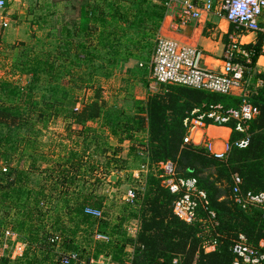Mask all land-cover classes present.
Returning a JSON list of instances; mask_svg holds the SVG:
<instances>
[{
    "label": "trees",
    "instance_id": "trees-1",
    "mask_svg": "<svg viewBox=\"0 0 264 264\" xmlns=\"http://www.w3.org/2000/svg\"><path fill=\"white\" fill-rule=\"evenodd\" d=\"M150 1L84 0L79 4L74 20L65 21L63 15L53 21L54 25L48 33V37L54 39L53 45L48 43L47 48L44 42L36 40L34 45L19 43L14 46L17 55L13 61L10 60L9 67L19 78L27 76V84L19 87L12 76H0V145L10 144L12 154H16L14 151L18 152L17 148L22 143L19 135L23 130L29 136L33 135L35 121L40 123L58 115L78 128L77 136L80 137L77 138L81 140V145L89 142L90 135H93V141L98 142L89 124L102 120L103 126L117 138L119 145L124 141L130 142L129 156L144 153L148 172L136 206L131 208L124 204L132 210L128 220L136 219L139 223L136 237L132 239L125 235L123 226L128 220L120 221L115 227L114 224L112 233L101 230L100 233L109 234L112 241L108 244L95 243L99 246L94 259L105 256L112 264H126V248L130 247L132 256L129 264H174L173 261L176 264H232L231 240L237 235H244L253 246L264 241V218L260 212H244L230 198L234 174L240 177L243 191H264V71L255 66L259 57L260 37L256 45L246 46L247 50L253 51L252 71L247 75L250 78L247 99L259 110V115L249 123L250 139L245 149L233 147V143L243 136L234 131V123L230 124L232 132L229 143L232 148L224 162L214 160L202 148L183 145V120L202 105H221L225 110H236L242 102L241 96L219 95L181 86H160L157 93L147 92L144 99L135 100L134 114H128L116 107L106 108L102 91L97 88L93 100L82 102L78 111H74L78 101L76 92L81 90L85 80H91L105 67L104 71H107L139 58L136 50L140 53L145 50L146 41L158 30L167 9L166 0H155L158 4ZM103 4L107 10L103 9ZM55 14L45 12V15L36 16L34 25L40 28L39 24L45 22V16L53 17ZM131 33L138 34L133 41L129 39ZM51 46L52 49H49ZM98 62L100 66H97ZM257 82H261L258 87ZM26 143L29 147L31 143L34 150L28 173L8 161L3 160L6 173L2 172L3 167L0 166L1 204L12 196L17 202L24 196V201L32 202L36 210L39 201L48 197L44 194L43 185L29 180L39 170L40 180H53L49 191H57V197L64 201L65 207H73L70 214L78 218L82 225L91 226L93 221H101L99 225L107 228L109 222L102 211L104 198L95 196L92 187L86 192L88 188L83 179L87 173H98L99 166L84 162L86 149H83V145L79 153L75 149L69 150L64 162L58 161L56 166L41 170L40 164H37L38 158L34 156L36 141L27 140ZM120 152L121 149L116 148L107 159L108 165L119 172L125 167L121 166L123 159ZM102 153L108 155L106 150ZM165 162L175 166L177 177L195 179L198 190L206 194L205 210L198 208L197 216L205 217L207 212L215 214L219 240L214 252L203 253L199 223L187 224L174 215L177 196L170 194L162 185L163 176L158 168L159 163ZM28 185L34 188L28 189ZM86 207L102 211L104 220L85 215ZM34 214H38L40 221L45 217L40 209ZM33 218L31 210L26 217L14 223L16 226L12 230L21 240L39 246L37 250L42 255L41 264H45L51 254L58 259V251L48 241L52 234L62 237L59 251L80 254L74 242L77 227L66 236V228L58 219L52 224L53 233L44 232L41 226H35ZM20 232L29 233V236L24 239ZM25 257L23 261L21 259L24 264H38L35 258L27 260ZM0 264L17 263L0 257Z\"/></svg>",
    "mask_w": 264,
    "mask_h": 264
},
{
    "label": "built area",
    "instance_id": "built-area-1",
    "mask_svg": "<svg viewBox=\"0 0 264 264\" xmlns=\"http://www.w3.org/2000/svg\"><path fill=\"white\" fill-rule=\"evenodd\" d=\"M173 6H179L177 23L173 27L175 30L186 26L191 20L200 19L202 14L211 13L216 16L224 13L222 18L232 27L227 34L228 42L224 46L223 56L217 65L207 62L199 48L159 35L155 38L151 55L145 63L155 85L181 86L219 95L242 97L240 107L236 110H225L221 105H202L183 120V145L202 148L214 160L224 162L232 145L228 141L216 147L213 139L208 136L207 129L211 126L231 129L229 126L234 123V131L243 137L235 141L233 147L241 150L249 144V123L259 115V110L247 99L250 85L247 75L252 71L253 51L247 50L246 46L256 45L258 38H261L259 57L255 63L257 68L259 60L264 58V0H166L167 9ZM4 8L5 2L0 0V11ZM139 67L142 68L143 64L140 63ZM260 85L261 82H257V87ZM74 111H78V107H75ZM158 168L163 176L162 185L170 194L177 196L173 208L174 215L187 224L199 223L203 253L214 252L219 240L215 214L207 212L205 217L197 216L198 208L205 210L206 194L198 190L195 179L177 177L175 166L171 162L159 163ZM2 172H7L6 167L2 168ZM147 172V162L144 161L132 173V179L140 184L141 188L127 186L122 196L124 204L131 208L136 206L138 195L144 188ZM111 178L109 177L108 181ZM241 185L240 177L237 174L232 175L230 198L233 203L244 212L259 211L264 218V191H243ZM84 214L96 220H104L102 211L90 207L84 209ZM138 229L137 220L123 226L126 237L132 239L136 237ZM92 240L94 243L108 244L112 238L107 233L94 232ZM21 241L16 232L5 228L0 222V257L7 258L12 263L21 260L26 252V245ZM48 241L59 249L62 237L52 234ZM230 252L234 257L232 264H264V241L253 246L244 235L239 234L231 240ZM131 256H128L126 264L130 263ZM103 258L109 259L105 256ZM94 263L97 262L91 259L90 264ZM173 263L176 264V261ZM57 264L85 263L79 253L60 251Z\"/></svg>",
    "mask_w": 264,
    "mask_h": 264
},
{
    "label": "rangeland",
    "instance_id": "rangeland-1",
    "mask_svg": "<svg viewBox=\"0 0 264 264\" xmlns=\"http://www.w3.org/2000/svg\"><path fill=\"white\" fill-rule=\"evenodd\" d=\"M38 1L42 3H48L49 5H56V9H58L59 11L54 12L62 16L64 15V20L71 22L77 17L78 6L84 0H25V2H23L25 3V7H23L22 13H20L21 10H16V12H18V16L22 18L21 21L25 20V16L28 19L30 18V12L27 10V8L29 9V7H32ZM72 8L75 9L72 10ZM173 8L174 6L166 9L168 10L167 12L165 11V15L167 16V18L172 15ZM103 9L107 10L105 4H103ZM61 11H63L62 14ZM8 12V10L1 12L6 19H10V17L14 13H12L11 11L9 12L11 13L10 15H5ZM58 14H55L53 17L57 18L56 15ZM223 14L224 13H221V17L223 16ZM170 25L171 24L168 25L166 23L165 26H159L160 29L158 28L159 30L153 33V36L150 37L149 41H146L147 45L145 43H142V45H146V47L145 50L141 51V53L136 50V54L139 56V58L133 59L126 64L124 63L125 65L119 64L114 69H110L107 71H104L106 69L105 67L104 69H102L101 73L94 76L91 80H85V83L82 85L81 90L79 92H76L78 101L75 106L79 109L82 102L89 103L90 101H92L95 89L100 88L102 91V100H104L106 108H115L114 105H116V108H119L120 110H122V112H133L134 114L133 102L135 100L144 99L147 92L157 93L160 90V86L155 85L154 81L150 78L148 68L145 63L148 61V58L151 55L154 37L159 34V36L169 38L170 32L173 30ZM9 32L12 31H7L0 26V76H2V73L5 70V66H7L5 63L7 60L4 59L3 54H8L6 48L7 45H5V38L7 37V34ZM137 37L138 34H129V39L132 41ZM8 61L10 63V60ZM100 62L96 63L97 66H100ZM140 63L143 64L142 68L139 67ZM105 66H107V64H105ZM7 67L9 68V65ZM261 67H264V65L260 66V68ZM260 68L258 70L262 69ZM7 72L9 73V71L5 70V73ZM8 73L7 75L10 74ZM9 76H12L14 78V82L18 83L19 87L25 86L27 84V76H22L20 78L15 74ZM43 84L44 83L41 82V86H43ZM42 92L43 89L41 90L40 94ZM102 123L103 121L99 120L98 122L89 124V126H92L94 130L93 134L97 135L98 142L93 141V135H90L89 142L82 143L83 149H86V152L84 154V162H89V164L93 162L94 165L98 164L99 166L98 173H92L90 175H88L87 173L83 181L85 182V187L88 188V191H86L87 193L90 191V187H92L95 192V196L104 198L105 201L103 203L102 210L105 216L104 218L105 220H108V222L111 221L108 227L106 228L105 225H99L101 221H93V224H91V226L82 225L78 218H75L72 214H70V211L71 209H73V207L71 205H69L70 208L65 207L64 201L57 197L58 192L53 191L51 193L49 191L53 180H51L50 182H45L42 178L40 180V177L38 176L39 170L32 174L29 180L30 182H38L45 187L44 194L45 196H48L46 197L47 199H41L39 201V204L37 205L36 210H34L32 202L24 201V196L20 199L22 203H20V200L17 202L15 198H12L13 196L11 198L5 199V204H1L0 202V222L2 226L12 230V227L16 226L14 223L19 219L22 220L32 210V213L34 215L33 220L34 222H36L35 226H41V228L43 229L42 231L45 230L44 232L53 233V231L55 230L53 229L52 224L55 220L59 219L63 222L64 228H66V233L64 234L66 236L69 235L70 231L75 230L76 227L78 228V234L76 235V239L74 241L77 245V247L75 248L80 251L81 260L85 264H90L91 259H93L94 262H97L94 264H112L110 261L103 260L102 258H100L99 261H96V259H94V255L98 250L97 246L99 245L93 242L92 233L95 230H106L107 232L111 231L112 233L114 224L115 227L118 223H120V221L123 220L124 222L131 218V216L129 215H131L132 210H129L124 205L122 196L125 193L127 186H134L136 188H139V185L132 181L131 178L127 177V175H122L117 185H113V182H111V180L107 181V176L117 177L120 175L119 171H117L115 168H112L107 163V159L110 158L112 151L119 147H115V144L118 143L117 138L113 137ZM33 124L35 130L33 135L29 136L26 130H23L20 133L21 136L19 135V137L21 139L19 140L22 143H20L17 148L18 152L14 151V153L16 154H12L13 151L10 144H8L7 146L0 145V166L6 167V165L3 164L4 160L12 164V166H17L19 170H23V168H25V172L28 173L29 166L32 162L31 155L32 153H34V150H32L33 145L31 146V143L30 147L28 143H26L27 140L36 141V151L34 156H37V164H40L41 170L46 168L45 166L47 164L56 166V164H58V161L60 162L65 159V154L69 150L75 148L74 142L78 139L77 137H80L77 136L78 128L61 115L50 117L49 120H45L40 123H36L35 121V123ZM7 150L9 151L7 152ZM105 150L106 152H108V155L102 153ZM48 156H52V158ZM132 156L133 159L131 162V166L132 168L137 169L138 165H140L139 163L142 157L138 153ZM126 163V159L123 158L121 166L123 167L124 165H126ZM103 173L105 175H103ZM30 186L27 188H34V186ZM38 188L39 187H36V189ZM48 198H50L51 201ZM38 209H40L43 214H45V217L42 219V221L39 220L38 214H34ZM20 233L21 236L24 237V239L29 236V233ZM21 242L26 245V252L24 253V256H26L25 258L27 260H33L35 258L38 264H41L42 255L41 253H39V250H37L39 246H33L31 243L25 242L23 240ZM55 250L58 251L57 253L60 252V249L55 248ZM108 252L110 251L108 250ZM56 259V255L51 254V257L48 259V261H46L47 263L45 262V264H55ZM22 261L20 260L14 263L24 264V262Z\"/></svg>",
    "mask_w": 264,
    "mask_h": 264
},
{
    "label": "crops",
    "instance_id": "crops-1",
    "mask_svg": "<svg viewBox=\"0 0 264 264\" xmlns=\"http://www.w3.org/2000/svg\"><path fill=\"white\" fill-rule=\"evenodd\" d=\"M214 1L216 2L219 0H214ZM4 2H5V8L3 11H0V26L6 29L7 31H12V32H9L7 34V37L5 38V45H7L6 48H7L8 54H5V55L3 54V57L5 60H7L5 62L6 65L11 64V62L9 63L8 60L13 61L14 58L16 57L17 50L13 49V47L18 45L19 43H26L28 45H34L35 41L39 40V41L44 42L46 44V47L48 48V46L54 42L53 41L54 39H51L48 37V33L50 32L51 26L54 25L53 21H55V19L59 18L60 16L62 17V15H59L57 13L58 14L56 15L57 18L52 17L50 15L45 16V22L43 24H41L40 22L39 24V26H41L40 28L37 25H34V19L36 18V16L45 15V12H50L51 14V12L59 11L58 9H56L55 7L56 5L55 6L49 5L48 3H42L38 1L32 7H29V9L27 8V10L30 12V18L28 19L25 16V20L21 21L22 18L18 16V12H16V10H21L20 13H22L23 7H25V3H23L25 2V0H4ZM150 2L154 4H158V2L155 0H151ZM5 10H8L9 12L12 11V13L14 12L12 16L10 17L11 20L6 19L5 16H3V13H1V12H4ZM178 10H179V6H174L172 15H170L169 18H167V16L165 15L163 21L160 24L161 27L163 25L165 26L166 23L168 25L171 24L170 26L172 27L173 30L170 32L169 38L176 40L179 43L199 48L200 50L203 51L207 62L213 65L219 64L223 56L224 46L228 42L227 34H228L230 27L228 26L226 21L221 16H216L214 13L202 14L200 19L191 20L186 26L179 27L177 30H175L173 27L177 23L176 15H177ZM63 11H64V8H63ZM63 11H61V14ZM167 11L168 10H166V12ZM9 12L6 13L5 15H10L11 13ZM158 35L159 34H157L154 37V41ZM153 45H154V42H153ZM49 49H52V46ZM152 49H153V46H152ZM258 65L259 66L257 67V69H259L260 66L264 65V58H261L259 60ZM261 68H260L261 69L260 71H264V67H261ZM4 69L6 71H9L10 74L7 72L9 75H14L16 73V72H12L10 67L8 68L7 66H5ZM5 70L2 73V76L7 75V73H5ZM114 107H117V106L114 105ZM129 113L130 112H128V114ZM130 114H133V112H131ZM231 132L232 131L229 128H217L214 126H211L207 129V134L211 139H213V143L216 147H218L220 143L228 142ZM139 138H142V137H139ZM74 143H75L74 149L75 151L79 153L82 148L81 140L77 139L75 140ZM115 147H119L121 149V153L119 155H121L120 157L122 159L125 158L127 163L123 171H120V175L117 176L116 179H113V182L119 181L122 175H127V177L132 179V173L136 171L139 168V166L142 163H144V161H146V156L144 154L140 155L138 153L142 158L139 163L140 165H138L137 169H134L131 166L133 156H129L130 142L124 141L120 145L119 143H117L115 144ZM62 162H64V159L62 160ZM45 167L50 169L52 166L47 164ZM25 171H26L25 168H23V172ZM132 181L135 182L134 179H132ZM135 183L138 184L137 182ZM34 184L36 183L34 182ZM138 185H139V188L137 189H140L141 188L140 184ZM29 186L30 185H28V187ZM134 220L136 219H131L130 221L128 220L125 223L127 224L128 222H132ZM94 232H100V231L95 230ZM126 252H127V257L132 255V250L130 249V247L126 248ZM100 258L105 260L103 256H99L96 259V261H99Z\"/></svg>",
    "mask_w": 264,
    "mask_h": 264
},
{
    "label": "water",
    "instance_id": "water-1",
    "mask_svg": "<svg viewBox=\"0 0 264 264\" xmlns=\"http://www.w3.org/2000/svg\"><path fill=\"white\" fill-rule=\"evenodd\" d=\"M113 179H116V177L113 176V177L111 178V182H113ZM113 183L115 184V182H113Z\"/></svg>",
    "mask_w": 264,
    "mask_h": 264
}]
</instances>
